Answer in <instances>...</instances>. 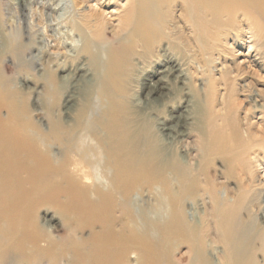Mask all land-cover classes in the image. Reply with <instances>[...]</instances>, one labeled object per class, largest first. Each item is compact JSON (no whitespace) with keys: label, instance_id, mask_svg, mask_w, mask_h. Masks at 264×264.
<instances>
[{"label":"bare ground","instance_id":"obj_1","mask_svg":"<svg viewBox=\"0 0 264 264\" xmlns=\"http://www.w3.org/2000/svg\"><path fill=\"white\" fill-rule=\"evenodd\" d=\"M72 1L0 14V264H264V0Z\"/></svg>","mask_w":264,"mask_h":264},{"label":"rangeland","instance_id":"obj_2","mask_svg":"<svg viewBox=\"0 0 264 264\" xmlns=\"http://www.w3.org/2000/svg\"><path fill=\"white\" fill-rule=\"evenodd\" d=\"M21 1V2H20ZM127 0H119L116 2L115 0H85L82 2V8L85 10H89L88 6H96L98 9L104 10L105 11V16L110 19L115 25L117 24V16H113L114 14L116 15L120 10L123 4ZM2 6L4 8H7L8 13H4L5 10H1V16H3L4 19H9L11 17H14L15 20H19L17 18L21 17V13L26 16V19L33 24L36 25V27L42 26L44 23L47 25L44 16H42V10L43 7H47V5H50V10H46V13L48 12L49 16V22L51 21L52 26H49V34H61L67 36V33L70 32V28L68 27L67 22L71 19V17L76 13H81L80 11L76 10V8L73 6V1L72 0H1ZM21 3L24 4V9L22 10L20 8ZM41 7V8H40ZM120 8V9H119ZM81 9V8H80ZM22 10V11H21ZM10 11V12H9ZM76 11V12H75ZM43 18V19H42ZM53 21V22H52ZM22 21L19 20L17 22V26L20 25ZM15 22H11L7 20V23H5L2 26V30L6 31L9 33L11 25H13ZM40 25V26H39ZM59 36V35H58ZM246 48V46H245ZM244 48V54L240 55V61H245L247 63L250 61L251 65L255 69H258V72L261 73L262 70L256 65H254V59H255V53L250 52L251 54L249 57L246 58L245 54H247L249 48ZM9 64H12L10 60H7ZM222 68V65H219L217 70ZM14 69V68H13ZM11 71L12 74H16V71ZM217 74L219 75V72L216 71ZM263 72V71H262ZM264 76V73H262ZM24 76H28L22 73ZM34 80V79H33ZM35 81V80H34ZM33 97V96H32ZM262 103V102H261ZM43 116V114H41ZM218 164V163H217ZM198 206L202 208L203 204L202 201H198ZM181 254L185 252L186 248L182 247L180 249ZM153 252L154 254V249H150L149 253L151 254ZM155 260L152 258V264H162L159 259H156L155 254H154ZM113 261V260H112ZM112 261L106 263V264H111Z\"/></svg>","mask_w":264,"mask_h":264}]
</instances>
